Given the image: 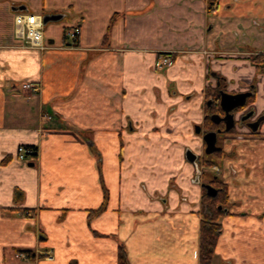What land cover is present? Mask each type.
<instances>
[{"label": "crops", "instance_id": "crops-1", "mask_svg": "<svg viewBox=\"0 0 264 264\" xmlns=\"http://www.w3.org/2000/svg\"><path fill=\"white\" fill-rule=\"evenodd\" d=\"M210 1L0 0V264H118L120 245L128 264H201L212 179L230 196L212 264H264V120L220 133V166L203 137L217 91L264 113V0ZM18 11L62 15L45 49Z\"/></svg>", "mask_w": 264, "mask_h": 264}, {"label": "trees", "instance_id": "trees-1", "mask_svg": "<svg viewBox=\"0 0 264 264\" xmlns=\"http://www.w3.org/2000/svg\"><path fill=\"white\" fill-rule=\"evenodd\" d=\"M215 4V0L210 1V9ZM253 61L256 62L257 68L260 72L264 73V54H258L253 57ZM219 92L215 93L216 97H219ZM254 97L249 98V102H252ZM218 107L217 110H219ZM215 111V110H214ZM211 113L213 110L210 111ZM209 123L212 125L210 128L218 127V124L213 122L209 118ZM212 123V124H211ZM232 130V129H231ZM221 153L216 151L213 154H206V164L213 166L214 160L210 156L214 154ZM217 162V161H216ZM210 184L217 189L215 195H211L205 190L203 195V204L206 206L207 211L204 214L201 229V249H200V262L201 264H212L215 253L216 245L220 235L221 224L219 223V218L225 213V207L230 204V196L226 183L218 179H212ZM103 207L99 208L97 211H101ZM128 256L124 246L120 245L118 250V264H128Z\"/></svg>", "mask_w": 264, "mask_h": 264}, {"label": "water", "instance_id": "water-1", "mask_svg": "<svg viewBox=\"0 0 264 264\" xmlns=\"http://www.w3.org/2000/svg\"><path fill=\"white\" fill-rule=\"evenodd\" d=\"M24 7H13L15 10L22 9ZM62 18L61 14H45L43 15V22L47 24L51 21H57ZM251 95L250 91H240L236 93H231L226 90L220 91V106L224 111V115L221 116L220 114H212L211 118L215 121L223 120L226 123L225 131H229L233 126L238 122L239 125H244L245 121L251 117L252 112L249 113H240L239 108L244 106L247 103V98ZM262 118L256 119L253 123L249 122L248 124L251 129L254 131L258 130ZM197 132H201V127L196 128ZM204 141L206 143L205 152L207 154H212L216 151L221 149V146L218 145V138L219 134L222 132L221 129L219 130H206L203 131ZM191 155V156H190ZM190 159H195L196 155L188 153ZM29 165H34V162H29ZM208 193L211 195H215L217 193V189L212 186L211 184H204Z\"/></svg>", "mask_w": 264, "mask_h": 264}, {"label": "built area", "instance_id": "built-area-1", "mask_svg": "<svg viewBox=\"0 0 264 264\" xmlns=\"http://www.w3.org/2000/svg\"><path fill=\"white\" fill-rule=\"evenodd\" d=\"M44 22L43 15L38 13H32L29 11H18L15 14V34L17 37L23 40V45L45 49L47 45L45 44L44 37ZM78 30H71L68 32V36L74 40L76 39ZM68 44V43H67ZM71 45V44H68ZM173 62V56L170 54L161 55L156 61V67L162 68L171 65ZM22 89H27L33 92H39L41 89V84L36 82H24L22 84ZM17 154L19 159L28 160L33 156H36L37 149L32 146L19 145L17 149ZM218 168V167H217ZM22 256L27 257L28 254L23 252L20 253ZM46 256L48 258H53L51 252H47Z\"/></svg>", "mask_w": 264, "mask_h": 264}, {"label": "flooded vegetation", "instance_id": "flooded-vegetation-1", "mask_svg": "<svg viewBox=\"0 0 264 264\" xmlns=\"http://www.w3.org/2000/svg\"><path fill=\"white\" fill-rule=\"evenodd\" d=\"M249 98H250V96L247 98V103L244 105V106H242V107H240L239 108V110H240V113H243V114H245V113H249V112H252L253 111V113L251 114V117L248 119V120H246L245 121V124L244 125H246V123H249V122H254L256 119H258V118H262V121L264 120V113H261V114H259V115H257V113H256V110H255V108L254 107H252V106H250V103L251 102H249ZM215 102V100L214 99H210L209 100V108H210V110H213V108L216 106V104L214 103ZM218 109V108H217ZM213 110V112L211 113V114H209V118L213 121V122H215L216 124H218L219 125V127H216V128H212V129H210V130H219V129H221V131H225V126H226V123H225V121H223V120H220L219 122L218 121H215V120H213L212 118H211V115L212 114H216V113H218V114H220L221 116H223L224 115V111H223V109L221 108V106H220V109L219 110ZM261 121V122H262ZM224 124H225V126H224ZM236 124H238V122H236ZM261 124V123H260ZM221 125V126H220ZM235 126V125H234ZM234 126H233V128H234ZM246 126H248V124L246 125ZM249 127V126H248ZM232 128V129H233ZM251 128V127H250ZM220 135V134H219Z\"/></svg>", "mask_w": 264, "mask_h": 264}, {"label": "rangeland", "instance_id": "rangeland-1", "mask_svg": "<svg viewBox=\"0 0 264 264\" xmlns=\"http://www.w3.org/2000/svg\"><path fill=\"white\" fill-rule=\"evenodd\" d=\"M221 141H222V138H220V140H218V145L223 146ZM212 154H213V153H212ZM230 154H231V155H234V152H233V153H230ZM217 157H218V158H215V159H216L217 161H219V162L216 163V164H218V166H220L219 163H221L222 160H220L219 157H221V156H217ZM231 167H233V165H231ZM228 191H229V189H228Z\"/></svg>", "mask_w": 264, "mask_h": 264}]
</instances>
